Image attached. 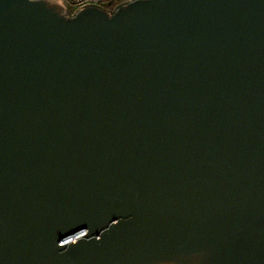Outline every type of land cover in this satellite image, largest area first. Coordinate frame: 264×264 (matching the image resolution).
<instances>
[{
    "label": "water",
    "instance_id": "95a60500",
    "mask_svg": "<svg viewBox=\"0 0 264 264\" xmlns=\"http://www.w3.org/2000/svg\"><path fill=\"white\" fill-rule=\"evenodd\" d=\"M0 264H264V0H0Z\"/></svg>",
    "mask_w": 264,
    "mask_h": 264
},
{
    "label": "built area",
    "instance_id": "2783aa9c",
    "mask_svg": "<svg viewBox=\"0 0 264 264\" xmlns=\"http://www.w3.org/2000/svg\"><path fill=\"white\" fill-rule=\"evenodd\" d=\"M70 13H74L78 7H81L85 4H91L98 6L99 8L105 9L107 11H113V9L126 1H131V0H61Z\"/></svg>",
    "mask_w": 264,
    "mask_h": 264
}]
</instances>
